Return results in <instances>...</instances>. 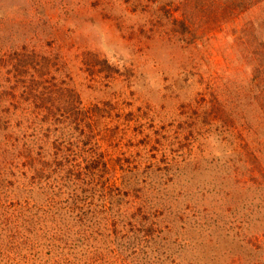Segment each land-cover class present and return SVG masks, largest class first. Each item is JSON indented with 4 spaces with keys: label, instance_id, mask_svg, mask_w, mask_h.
I'll use <instances>...</instances> for the list:
<instances>
[{
    "label": "rangeland",
    "instance_id": "obj_1",
    "mask_svg": "<svg viewBox=\"0 0 264 264\" xmlns=\"http://www.w3.org/2000/svg\"><path fill=\"white\" fill-rule=\"evenodd\" d=\"M241 4L234 11L225 0H0V52H57L85 105L111 104L98 123L110 164L138 167L140 179L148 166L165 169L153 179L166 185L152 213L166 217L162 227L181 218L156 244L128 243L122 231L138 213L134 197L113 207L114 222L99 197L83 216L54 210L41 222L35 207L45 201L35 191L29 225L0 219V264H142L155 246L177 264H264V201L233 190L228 177L236 156L259 148L246 128L259 123L246 41L264 39V9L244 12ZM4 191L0 213L20 203ZM218 217L230 234L240 222L239 232L257 242L240 247L220 237L214 248ZM225 249L242 260L230 263Z\"/></svg>",
    "mask_w": 264,
    "mask_h": 264
},
{
    "label": "trees",
    "instance_id": "obj_2",
    "mask_svg": "<svg viewBox=\"0 0 264 264\" xmlns=\"http://www.w3.org/2000/svg\"><path fill=\"white\" fill-rule=\"evenodd\" d=\"M237 3H242L244 12L256 7L264 9V0H225V4L234 11L239 9ZM254 24L248 22L247 31L253 30ZM246 45L248 64L253 70L251 82L258 88L256 103L259 113L256 127L249 123L246 128L248 137H252L259 148H247L251 151L249 154L237 153L236 162L240 164H232L228 177L233 190L255 193L264 201V39L250 37ZM110 106L108 102L85 105L81 101L66 64L57 52H40L36 48L14 50L8 54L0 52V190L12 193L14 199L20 201L12 211L9 206H4L0 219L17 229L20 221L24 227L29 225L35 215L25 214H31L37 191L45 201L44 206L35 207L42 212L39 216L41 222L63 210L83 216L85 208L95 197L101 199L100 208L114 222L117 219L113 215V207H118L123 198L132 196L138 213L128 217L126 225L130 229H123V242L151 241L156 244L163 229L172 232L177 227L176 217L181 221L179 216L162 227L166 217L162 219L161 213L155 214L156 203H151L165 190L166 183L161 178L153 180L160 177L156 175V169L160 168L148 166L145 178L140 179L138 167L134 172L123 164H116L120 171L118 175L116 166L107 159L98 123L111 113L106 110ZM258 130L263 131L261 138L257 136ZM226 186L224 183L223 189ZM227 195L225 192V197ZM157 205L163 206L164 202L157 201ZM119 225L117 222L113 226L116 235ZM213 226L209 242L214 244V248L220 247V237L235 241L240 247L241 244L252 246L251 240H258L256 236L239 232L242 229L240 222L236 226L239 231L233 234H230L231 226L226 229L220 224L219 217ZM152 253V258L142 264H177L169 260L166 249L155 246ZM227 253L230 263L242 260L240 253L225 249L223 254Z\"/></svg>",
    "mask_w": 264,
    "mask_h": 264
}]
</instances>
